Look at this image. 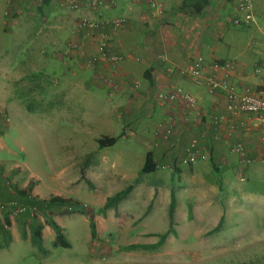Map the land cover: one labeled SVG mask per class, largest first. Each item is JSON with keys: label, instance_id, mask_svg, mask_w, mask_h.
Instances as JSON below:
<instances>
[{"label": "crops", "instance_id": "obj_1", "mask_svg": "<svg viewBox=\"0 0 264 264\" xmlns=\"http://www.w3.org/2000/svg\"><path fill=\"white\" fill-rule=\"evenodd\" d=\"M35 1L0 0V26L6 9L9 10L10 22L15 25L20 15H23L26 2L32 8L36 7L43 15V0L39 3ZM149 1L103 0L94 8L83 5L80 10L70 15L71 18L67 17V20L56 10V22H61L57 26L67 30L68 38L60 43L56 39H39L35 33L36 36L32 38L40 44L34 43L30 46L25 59L26 66L31 71L30 80L44 81V86L47 84L46 88H40L42 95L46 93V97L57 93V107H61L62 104L69 109L83 110L81 124L86 130L96 132L90 133L92 143L90 142L88 147H91L89 152L93 151L98 155L92 161L82 159L79 170L84 172L86 180L90 182L92 186L89 188L90 191L106 190L101 196L90 194L98 206L103 205L106 197L119 188V180L129 176L132 161L130 162L129 158L125 159V154H110V150L107 149L118 141L117 137L128 138L132 135L143 143L147 148L145 155L149 152L155 165V170L150 173H156L155 176L143 178L140 174L145 173H140V169L144 160L143 163L138 161L139 170L127 195L134 193L128 195L126 199L122 198L124 201L147 206L149 210L156 206L154 212L159 213L163 222L165 216L168 219L170 190L174 191L172 222L169 228L165 226L164 230L168 228L169 231L163 242L156 245L158 239L155 236L161 231L150 229L145 220V214L149 211L146 210L139 223L133 225L132 222L138 218L134 217L127 225L129 229H139L138 234L142 237V240L131 244L150 245L155 252L172 253L174 248L177 249L176 246L171 247L175 242L172 232L176 236L180 232L187 236L190 231L195 242L199 244L198 249L203 251L201 239L203 236H214V231L222 225L230 228L233 234L239 233L241 222L237 216H242L243 221L247 219L248 226L252 224L253 228L248 227L247 230L250 232L253 229L256 244L254 247H264V189H262L264 141L259 137L262 129L253 125L247 113H229L225 109L226 98L221 91L209 94L204 83L196 82L188 75L174 72L175 68L185 66L196 56H201L208 66L206 71L219 77L223 70L210 66L231 61L228 77L235 88L259 92L264 84V43L254 34L247 33L249 25L238 27L229 23L230 16L234 14L233 0H208L207 3H203V0H155L161 4L160 12L151 7ZM30 11L26 10L25 14L34 13ZM252 12L254 14L253 9ZM86 16H95L101 20L116 18L123 20L118 28H113L107 23L100 25L109 37L108 54L121 56L115 68H110L103 59L90 62L93 32L86 27L76 29L78 17ZM43 18H46V22H42L45 28L51 26L48 25L45 15ZM262 20H264L262 16L258 15V21ZM240 38H243V44L238 47ZM69 40L77 42L81 53L68 50L67 57L61 55L57 49L62 47L61 51L67 53L64 45ZM42 48L45 50L44 54L40 52ZM235 48L237 51H234ZM52 63L59 65V69L56 70ZM170 68L173 72L169 71ZM256 68L260 70L258 73L255 72ZM48 73L52 74V77L47 78ZM102 76L109 78L111 85L102 82ZM51 78L56 86L54 90L51 88L52 83L50 85L49 82L52 81ZM134 82H137L135 87ZM172 86H177L190 94L194 99L193 105H189L181 97H176L170 103L158 104L155 100L156 93ZM17 102L18 99L12 96L9 107H14ZM3 115L5 114L0 111V128L4 122ZM169 121L170 131L164 138L163 131ZM150 132L152 138L149 140L146 138ZM77 134L87 137L80 130ZM104 137H115L116 140L112 145L100 147L97 140ZM192 139L197 141L199 150L197 153L204 155L205 158L192 163H182L186 156L185 148ZM82 140L83 143L86 141L84 138ZM239 143L243 144L252 160L248 164L242 165L239 163L238 155L229 152L231 146ZM4 145L5 149L0 150V154L4 156L5 153L8 156L10 149ZM21 149L25 152L24 147ZM22 169L18 171L8 166L5 170L0 166V202L16 200H19V203L24 202L12 187L16 185L22 189L28 179H31L29 177H35L34 179L38 177L34 172H28L26 178L19 180L17 177L22 176ZM165 170L169 174H166ZM229 172L233 174L236 182L230 180ZM117 174H121L119 178ZM244 178L247 179L243 181ZM37 182H34L28 191L31 199L46 200L54 195L71 198L46 186L38 189ZM246 182L263 183L261 188L255 185L249 188L245 187ZM186 183L188 188L185 187ZM206 188H218L216 196L204 192ZM229 190L233 192L232 196H227ZM76 200L80 202L78 198ZM121 200L119 206L116 204L117 207H108L103 214H92L94 238H98L101 232L110 228L121 227L122 224L117 222L129 220L124 216V209H120ZM246 204L248 211L245 210ZM19 216L20 218L14 219L7 216L6 211L0 210V224L10 236L7 246L12 241L29 240L28 231H20L22 226L20 220L27 224L34 219L28 213ZM59 216L66 215L55 214L51 217L60 226L63 236L64 227L58 221ZM6 217L9 219V225L5 223ZM83 219L88 223L87 219ZM219 222V227L215 229ZM41 224L42 244L44 245L45 238L51 239V242L56 240L54 231L44 222ZM22 234H25V237H22ZM60 242L62 245L64 242L68 244L67 239ZM45 250L47 253L45 255L40 253L42 257L36 264H43L44 260H48L50 250Z\"/></svg>", "mask_w": 264, "mask_h": 264}, {"label": "rangeland", "instance_id": "obj_2", "mask_svg": "<svg viewBox=\"0 0 264 264\" xmlns=\"http://www.w3.org/2000/svg\"><path fill=\"white\" fill-rule=\"evenodd\" d=\"M252 1L256 24L249 25L246 31L248 34H254L264 43V20L258 21V15L264 19V0ZM39 2L41 0L35 1V3ZM42 4L44 5L42 7L43 15L36 7L34 9L26 2L23 15H20L15 25L12 21L10 22L8 9L3 14L4 19L2 18L3 23L0 26V111L5 114L3 117L7 120H3L2 128H0V150H4V144H6L10 152L8 156L5 153L4 156L0 154V166L5 170L8 166L16 168L18 171L23 168L21 171L22 176L18 175L17 177L19 180L26 178V173L34 172L38 178L29 177L31 179H28V181L31 180L33 185L34 182L38 181V189L46 186L50 190L60 191L73 199L78 198L80 200L73 212L58 217V221L64 227L63 240L67 239L68 246H63V243L59 240L54 239L51 242V239L47 240L45 238L44 245H42L45 249H49L50 253L48 260H44L43 264H264V247H254L256 244L254 243L253 229L250 232L247 230L248 227L253 228L252 224L248 226L247 219L243 221L242 216H237L241 222L239 233H245V235L233 234L230 228L222 225L214 231V236L207 237L205 235L201 238L203 251L198 249L199 244L195 242L190 231L187 236L182 232L176 236L172 232L175 236H173L175 242L172 243L171 247L176 246L177 248L172 249L174 251H171L172 253L155 252L150 245L130 247V245H135L131 243L139 239L142 240V237L138 234L139 229L127 228L128 223L134 217H138V220H134L133 225L139 223V219L145 211L149 210L147 206L132 204L128 200H123L134 192L128 195V192H125L121 196L123 199L121 200L120 209H124V216L129 220L125 219L123 223L117 222L122 224L121 227H113V229L103 231L98 238L91 236L89 221L93 220L92 214H103L105 210H101L102 205L98 206L90 194L94 193L101 196L106 190L99 191L100 193L97 190L90 191L89 188L92 186L85 182L84 172L79 170V165H81L82 159L92 161L98 155L96 152H89L91 147H88L89 143H92L89 137L96 132L86 130L81 124L83 116L81 112L83 110L69 109L62 104L61 107H57V93H52L49 97H46V93L42 95L40 88H44L47 84L44 86V81L36 80L37 82H35L30 80L31 76L29 74L31 71L25 62L30 46H33L34 43L40 44L33 39L36 35L39 39H56L60 43L68 38L67 30L57 26L61 22H56V10L61 16L65 17V20H67V17L71 18L70 15H73L75 11L66 7L62 0H48L42 2ZM26 10L34 11V13L25 14ZM44 15L47 17L48 25H51L46 28L42 24V22H46V18H43ZM79 19L78 17L77 21ZM242 40L243 38L238 40V47L242 46ZM61 48L57 50L62 56L67 57L68 53L64 55ZM36 51L38 50L36 49ZM234 51H237V49L235 48ZM40 52L44 54L45 50L42 48ZM52 64L56 70L59 69V65ZM48 76L52 77V74L48 73L47 78ZM51 79L52 81L49 80V82L50 85L52 83L51 88L54 90L56 86L53 84V78ZM12 96L13 98L16 97L18 102L14 107H9ZM79 130L83 134L85 133L87 137L79 136L77 134ZM151 134L150 132L149 137L146 139L150 140L152 138ZM83 138L86 139L84 143ZM117 140L114 145L107 147L110 154H125V159L129 158L130 162L132 161L129 167V176L118 181L120 188L123 185L126 187L134 184L133 180L139 170L138 161L143 163L147 148L132 135L128 138L117 137ZM21 147H24L25 152ZM23 161H25L24 164ZM165 171L166 174H169L167 170ZM120 175L117 174V177L119 178ZM151 175L155 176L156 173L140 174L143 178ZM228 176L233 183L236 182L231 172L228 173ZM246 179L244 178L243 181ZM262 183L246 182L245 187L252 188L255 185L261 188ZM178 184L181 183L178 182ZM185 187H187V183ZM231 190H229V193L227 192V196L233 195ZM203 191L216 196L215 192L218 191V188H206ZM14 202L19 203V200ZM119 203L120 201L117 206H119ZM183 203H185V200ZM154 208L156 206L151 207L144 216L147 218L145 220H147L150 229L161 231L155 236L159 239V236L168 230L172 220L170 222L169 217L167 219L165 216L162 222L159 213L154 212ZM65 210H69V208L66 207ZM245 210L248 211L247 204ZM16 217L20 218L19 215L13 218ZM83 218L87 219L88 223ZM33 219V221L41 223L45 221V216L37 210V214L33 215ZM20 223L22 225L20 231H28L26 223H23L22 220H20ZM165 226L168 227L166 230H164ZM3 239L0 235V243ZM191 249L198 251H191ZM40 257L42 255L35 247L30 245L28 239L17 240V242L12 241L9 246H0V264H36Z\"/></svg>", "mask_w": 264, "mask_h": 264}, {"label": "built area", "instance_id": "obj_3", "mask_svg": "<svg viewBox=\"0 0 264 264\" xmlns=\"http://www.w3.org/2000/svg\"><path fill=\"white\" fill-rule=\"evenodd\" d=\"M130 1L136 2V0ZM102 2L103 0H62V3L73 11L80 10L83 5L94 8ZM149 4L158 12L161 11V4L158 1L150 0ZM233 4L234 14H232L229 18V23L231 25H250L256 22L255 16L252 12V0H233ZM122 21L123 20L121 18L101 20L97 19L95 16L82 17L79 19V21H77L76 29L86 27L91 29V32H93V49L90 56L91 63H94L97 59H103L109 64L110 68L116 67L117 62L121 59V56L116 54H108L107 49L109 37L107 33L101 29L100 25L107 23L113 28H118L122 24ZM65 49V52L68 50H75L77 54L81 53V50L78 49L77 42H73L71 40L66 42ZM67 53H64V55ZM230 65L231 61L212 64L210 67H213L217 70H223V74L219 77H216L215 75L206 71L208 66L205 64L203 58L201 56H196L194 60L187 65L175 68L174 72H177L179 75H188L196 82L204 83L209 94H215L217 91H221L226 98L225 109L231 114L247 113L250 115L249 118L250 121L253 122V125L258 129H262L259 137L261 141H264V84L262 85V88H260L259 92H252L246 89L237 90L230 82L228 77V69L230 68ZM169 71L173 72V69L170 68ZM259 71L260 70L258 68L255 69L256 73ZM101 81L111 85V80L107 77L102 76ZM136 85L137 82H134L133 86L135 87ZM176 97H181L187 101L189 105H193V97L187 92H183L181 88L177 86H172L165 91L157 92L155 95V100L158 104H165L173 102ZM217 119L219 120V118ZM169 128L170 121L163 131L165 134L164 138L168 136L170 131ZM198 151L197 141L196 139H192L185 148L186 156L181 162L187 164L192 163L197 159L205 158L204 155L198 154ZM229 152L236 153L238 155L239 163L242 165L248 164L252 161L243 144L239 143L237 145L231 146ZM0 210L6 211L7 216L13 218L24 213H28L31 217H33L35 213L37 214L38 209L35 206H25L22 203L9 201L5 203L0 202Z\"/></svg>", "mask_w": 264, "mask_h": 264}, {"label": "trees", "instance_id": "obj_4", "mask_svg": "<svg viewBox=\"0 0 264 264\" xmlns=\"http://www.w3.org/2000/svg\"><path fill=\"white\" fill-rule=\"evenodd\" d=\"M48 0H43V2H47ZM208 0H203V3H207ZM249 25V24H248ZM248 25H241V26H248ZM116 138L115 137H104L100 138L97 140L98 145L101 146H109L112 145L115 142ZM155 170V165L151 161V155L149 152L146 153L144 163L140 169V173H150ZM85 182L88 185H91L88 180L85 179ZM33 186V182L30 180L27 182L26 186L24 188H18L16 185L12 187L14 192L18 194V196L22 197L24 199V202L22 203L28 206H35L38 211H40L42 214L45 216V221L44 223L48 225L55 233V238L56 240L63 241V236L61 233V228L60 226L52 219V215L55 214H65V213H70L73 212L74 209L76 208V205H78L79 201L73 198H64L60 196H50L46 200H36V199H31L29 198L28 191ZM131 189V185H128L124 187L123 189L116 191L114 194L107 196L103 205L101 206V210H105L108 207H113L116 205L122 198L121 196L125 192H129ZM121 198V199H120ZM174 206H175V197H174V191L170 190V199L168 203V209H167V214L169 217V220L171 222L172 219V214L174 211ZM66 207L69 208V210H65ZM6 225H9V219L6 217L5 219ZM90 225V231H91V236L93 237L95 234V228L94 224L92 221H89ZM220 225V222L218 225L215 227L217 229ZM27 229H28V236H29V241L30 244L35 247V249L41 253L42 255H45L47 252L45 248L42 245V238L40 236V229L42 227L41 223L38 222H29L26 224ZM169 230H167L165 233L159 236L158 241L156 242V245H160L163 242V239L165 235L168 233ZM0 235L3 239L2 243H0V246H7L10 240V236L7 232L3 230V226L0 224ZM22 237H25V234H22ZM63 246H68L66 242H64ZM133 246H139L138 244L135 245H130V247ZM142 247V245H140ZM153 247V246H151Z\"/></svg>", "mask_w": 264, "mask_h": 264}]
</instances>
